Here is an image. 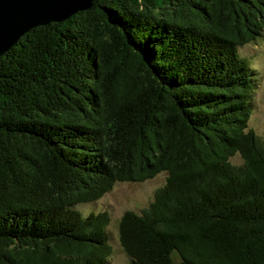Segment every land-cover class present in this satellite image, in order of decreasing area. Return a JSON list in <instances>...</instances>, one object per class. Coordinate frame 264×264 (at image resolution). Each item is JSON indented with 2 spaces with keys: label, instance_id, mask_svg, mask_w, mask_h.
<instances>
[{
  "label": "trees",
  "instance_id": "trees-1",
  "mask_svg": "<svg viewBox=\"0 0 264 264\" xmlns=\"http://www.w3.org/2000/svg\"><path fill=\"white\" fill-rule=\"evenodd\" d=\"M263 33L264 0H95L24 34L0 57V264H110L109 212L77 205L161 172L120 220L129 264H264L239 52Z\"/></svg>",
  "mask_w": 264,
  "mask_h": 264
},
{
  "label": "rangeland",
  "instance_id": "rangeland-1",
  "mask_svg": "<svg viewBox=\"0 0 264 264\" xmlns=\"http://www.w3.org/2000/svg\"><path fill=\"white\" fill-rule=\"evenodd\" d=\"M239 52L247 58L257 74L250 126L264 141V33L258 40L241 46ZM232 160L234 163H242L240 155L234 156ZM167 175V172H161L143 182H117L111 191L97 201L77 205V208L86 214L103 210L109 212L110 223L107 232L112 245L110 264H129L131 260L120 243L119 225L122 215L127 210L140 213L148 207L156 190L166 182Z\"/></svg>",
  "mask_w": 264,
  "mask_h": 264
},
{
  "label": "water",
  "instance_id": "water-1",
  "mask_svg": "<svg viewBox=\"0 0 264 264\" xmlns=\"http://www.w3.org/2000/svg\"><path fill=\"white\" fill-rule=\"evenodd\" d=\"M95 0H0V57L37 26L62 22Z\"/></svg>",
  "mask_w": 264,
  "mask_h": 264
}]
</instances>
